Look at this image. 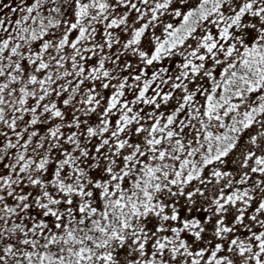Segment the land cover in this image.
<instances>
[{
	"label": "snow or ice",
	"instance_id": "1",
	"mask_svg": "<svg viewBox=\"0 0 264 264\" xmlns=\"http://www.w3.org/2000/svg\"><path fill=\"white\" fill-rule=\"evenodd\" d=\"M0 264H264V0H0Z\"/></svg>",
	"mask_w": 264,
	"mask_h": 264
}]
</instances>
